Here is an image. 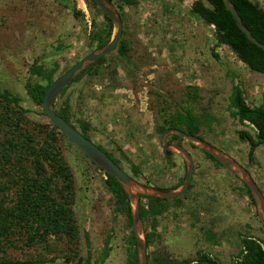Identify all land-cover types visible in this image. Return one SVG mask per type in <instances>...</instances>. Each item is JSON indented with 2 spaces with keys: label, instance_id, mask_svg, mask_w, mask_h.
Segmentation results:
<instances>
[{
  "label": "rangeland",
  "instance_id": "obj_1",
  "mask_svg": "<svg viewBox=\"0 0 264 264\" xmlns=\"http://www.w3.org/2000/svg\"><path fill=\"white\" fill-rule=\"evenodd\" d=\"M192 1L137 0L135 5L123 7L120 38L128 42L126 58L113 50L95 72L70 83L56 96L54 107L67 99L72 124L86 120L91 125L89 139L110 153L126 173L132 175V163L139 168V176H133L137 181L162 189L172 187L181 177L184 164L175 152L165 151L164 156L157 142L155 127L162 121L159 108H164L165 115L190 108L200 121L194 135L234 158L264 196V146L254 149L253 162L247 159V144L235 131L252 134V128L232 118L226 107L235 81L242 82L248 103L264 104V76L248 70L226 45L214 44L212 27L190 12ZM253 1L264 9V0ZM62 3L0 0V89L20 96L21 106L29 110L24 115L31 128L48 120L24 92L25 81L46 82L28 72L30 63L36 60L45 68H55L56 78L94 49L88 42L91 20L98 26L103 23L101 15H91L84 0H68L66 7ZM72 6L80 13L74 15ZM188 86L197 88L195 101L185 99ZM202 114L209 118L202 120ZM32 132L43 137L44 131L35 128ZM57 144L72 172L77 255L67 259L68 245L50 237L49 253L40 244L26 247L15 241L5 245L0 257L23 259L39 253L47 260L44 264H75L78 259L82 264L87 256L93 262L109 235L111 250L101 264H123L129 228L103 186L104 173L75 145L62 137ZM181 144L192 157V187L178 195L177 202L167 199L159 216L145 218L148 232L152 230L149 225L155 224L147 251L151 256L180 260L193 258L201 249L228 264L240 248L239 237L250 235L264 241V227L241 181L186 140Z\"/></svg>",
  "mask_w": 264,
  "mask_h": 264
},
{
  "label": "trees",
  "instance_id": "obj_2",
  "mask_svg": "<svg viewBox=\"0 0 264 264\" xmlns=\"http://www.w3.org/2000/svg\"><path fill=\"white\" fill-rule=\"evenodd\" d=\"M106 1L114 6L120 19L122 18L123 7L137 3V0ZM229 1L251 35L264 44V9L253 0ZM84 2L92 16L98 14L103 18V23L100 26L91 20V29L88 33V42L94 45L93 48H98L109 40L113 26L108 17L96 7L92 0H84ZM67 4L68 0H63L62 7H66ZM189 9L205 25L212 27L214 44L226 45L248 70L264 76V51L244 36L221 0H193ZM72 12L74 15L80 13L73 6ZM122 33L123 30L121 29ZM114 51L120 58H126L127 40L119 37ZM212 55L216 59L218 58L215 52H212ZM104 59L105 56H102L80 71L59 90L56 96L63 94L70 83L77 82L84 75L95 72V68L101 65ZM28 72L46 80L45 84L30 81H25L23 84L26 96L32 103L39 106L45 89L54 79L55 68H45L41 63L37 64L36 60H33L28 66ZM231 75L236 78L235 75ZM196 92V87L188 86L184 92L186 101H195ZM55 98L51 104L54 112L89 139L88 130L91 125L83 119H77V126L72 124L67 99L55 108ZM226 107L232 118L239 123L245 121L252 128V134L244 130H236L235 132L238 139L247 144V159L253 162L252 153L254 149L259 145L264 146V104L248 103L245 99V89L242 82L235 81L227 96ZM163 110V107L159 108L162 121L155 127L158 134L167 128L179 129L192 135L198 132V122L200 121L190 108L175 110L166 115ZM28 111L21 106L18 94L0 89V135H2L0 138V251L5 248V245L12 246L17 241L26 247L40 244L45 253H49L51 251L49 248L51 237L53 241H63L68 245L66 258L71 260L77 255L75 245L78 240V229L72 211L74 184L72 172L61 157V149L57 141L62 137L68 143L72 144V142L49 122L40 126L33 125L31 128L29 120L24 115ZM40 113L44 115L41 110ZM207 117L209 118V116L204 115L202 120H207ZM35 128L38 131H44L42 138L32 132ZM174 137V134L168 135L166 143ZM97 146L113 162L118 164V161L110 153L100 145ZM162 153L163 155L166 154L165 151ZM203 154L220 166L210 155L204 152ZM103 173L105 175L103 186L113 198L116 209L125 216L126 225L129 228L128 248L123 264H137L127 196L111 175ZM130 173L132 177L139 176V168L130 163ZM183 177L184 171L181 177L169 188L177 186ZM191 187L192 184L189 182L185 191ZM242 187L250 197L249 191L243 183ZM141 199H145L146 203H142ZM171 199L175 202L178 201L177 196ZM166 200V198L139 196V215L146 244L147 264H222L218 258L201 249L196 250L195 256L191 259L174 260L167 255H156L155 253L151 256V252L149 253L147 248L153 242L155 224L149 225L152 230L148 232L144 220L147 216L154 218L163 213L166 209ZM250 200L252 201L251 198ZM109 240L110 236L108 235L98 257L93 262H90L89 256H87L82 264H101L111 250ZM239 240L240 248L231 257L228 264H264L263 240L250 235H241ZM85 244L88 245L87 240H85ZM46 262L47 260L41 257L39 253L35 254L34 257L23 259L0 257V264H44ZM75 264H78L77 261Z\"/></svg>",
  "mask_w": 264,
  "mask_h": 264
},
{
  "label": "water",
  "instance_id": "obj_3",
  "mask_svg": "<svg viewBox=\"0 0 264 264\" xmlns=\"http://www.w3.org/2000/svg\"><path fill=\"white\" fill-rule=\"evenodd\" d=\"M92 1L96 7L108 17L113 26L112 34L109 40L104 45L94 48L92 51L79 58L64 72L54 78L45 89L39 106L48 122L52 126L56 127L66 138H68L90 162L103 172L111 175L125 192L129 203L130 227L135 241L137 264H147L146 244L143 235L142 222L139 215V196L143 195L166 199L174 198L180 195L187 188V185L190 182L193 172L192 158L190 153L178 143L179 139H185L193 146L210 155L247 187L250 197L255 205L258 220L264 227V196L250 176L249 172L227 153L198 136L175 128H167L159 134L157 142L160 148L164 151L179 154L184 163V177L182 181L173 188L161 189L146 185L132 178L120 166H118V164L113 162V160L96 144L83 136L75 127L54 112L51 104L59 90L67 85L80 71L87 68L100 57L111 53L115 49L116 43L121 35L122 22L114 6L106 0ZM221 1L244 36L264 51V44L251 35L247 27L241 22L236 9L230 1ZM170 134H174L175 137L170 142H163L164 136ZM77 263H79V259L77 260Z\"/></svg>",
  "mask_w": 264,
  "mask_h": 264
},
{
  "label": "flooded vegetation",
  "instance_id": "obj_4",
  "mask_svg": "<svg viewBox=\"0 0 264 264\" xmlns=\"http://www.w3.org/2000/svg\"><path fill=\"white\" fill-rule=\"evenodd\" d=\"M200 138V137H199ZM158 140V139H157ZM181 140H185V139H179V141H178V143L182 146V144H181ZM187 144L189 145V146H191V147H194L193 145H191L189 142H187ZM198 149V148H197ZM198 150H200V149H198ZM187 151H189V150H187ZM201 151V150H200ZM201 152H203V151H201ZM190 153V152H189ZM166 154H164V156H165ZM192 158V157H191ZM166 159V161H168L169 160V157H166L165 158ZM184 164V163H183ZM132 177V176H131ZM132 178H134V177H132ZM135 179V178H134ZM135 180H137V179H135ZM145 184V183H144ZM146 185H148V184H146ZM156 187V186H155Z\"/></svg>",
  "mask_w": 264,
  "mask_h": 264
}]
</instances>
